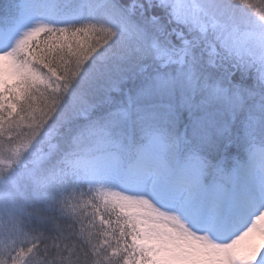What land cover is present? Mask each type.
<instances>
[{
  "label": "snow or ice",
  "instance_id": "6c2138e0",
  "mask_svg": "<svg viewBox=\"0 0 264 264\" xmlns=\"http://www.w3.org/2000/svg\"><path fill=\"white\" fill-rule=\"evenodd\" d=\"M0 264H264V0H0Z\"/></svg>",
  "mask_w": 264,
  "mask_h": 264
}]
</instances>
